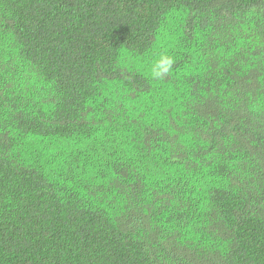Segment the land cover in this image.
<instances>
[{"label":"trees","instance_id":"obj_1","mask_svg":"<svg viewBox=\"0 0 264 264\" xmlns=\"http://www.w3.org/2000/svg\"><path fill=\"white\" fill-rule=\"evenodd\" d=\"M0 264H264V0H0Z\"/></svg>","mask_w":264,"mask_h":264},{"label":"clouds","instance_id":"obj_2","mask_svg":"<svg viewBox=\"0 0 264 264\" xmlns=\"http://www.w3.org/2000/svg\"><path fill=\"white\" fill-rule=\"evenodd\" d=\"M175 64L176 57L174 55L168 54L166 52L161 53L151 62L146 75L155 81L164 80L171 75Z\"/></svg>","mask_w":264,"mask_h":264}]
</instances>
